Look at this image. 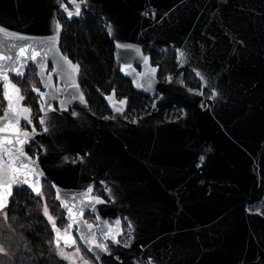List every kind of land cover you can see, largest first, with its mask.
<instances>
[{
    "label": "water",
    "instance_id": "obj_1",
    "mask_svg": "<svg viewBox=\"0 0 264 264\" xmlns=\"http://www.w3.org/2000/svg\"><path fill=\"white\" fill-rule=\"evenodd\" d=\"M62 4L64 0H0V28L30 38L2 37L4 51L10 50L15 58L18 48L12 45L34 44L44 56L52 47L42 61L43 70L36 62L24 61V76L33 66L43 87L47 81L51 85L39 93L54 89V77L59 89L58 111L52 110L49 95L39 102L44 108L40 119L46 123L40 124L42 132H30L24 149L34 144L41 150L34 160L43 175L32 180L41 188L44 178L53 187L68 222L62 235L71 234L76 226L80 242L97 264H264V212L249 211L264 202V0L80 3V10L85 8L107 24L121 75L129 78L135 91L157 96L151 112L134 122L123 118L126 103L117 102L113 92L104 100L114 115L100 118L84 94L85 102L79 99L80 85L79 91L70 86L73 81L79 84L81 67L68 58L79 66L74 73L62 59L63 28L57 18ZM51 37L58 42L52 45ZM146 44L157 52L175 50L177 67L171 79L157 78L158 69L143 52ZM3 63L8 66L12 61ZM186 70L200 89L185 86ZM5 72L14 85L12 76L24 78L7 67ZM8 81L0 78L6 105L0 118L7 111ZM204 92L211 96L206 98ZM173 107L182 115L169 120ZM96 182L107 200L82 195ZM16 188L13 185L12 193ZM90 198L104 202L93 199L89 205ZM62 201L73 209L75 222ZM86 212L98 222L91 232L84 221ZM120 217L128 228L132 226L129 247L105 236L117 229L121 234ZM81 233L95 237L98 233L111 254L88 251L90 245Z\"/></svg>",
    "mask_w": 264,
    "mask_h": 264
},
{
    "label": "trees",
    "instance_id": "obj_2",
    "mask_svg": "<svg viewBox=\"0 0 264 264\" xmlns=\"http://www.w3.org/2000/svg\"><path fill=\"white\" fill-rule=\"evenodd\" d=\"M60 48L65 56L80 65L79 82L96 112L105 109L100 94L109 93L112 89L118 96L129 99L130 114L146 110L150 99L135 92L130 82L119 74L113 55L114 45L100 17L86 11L80 18L66 20ZM146 52L151 54L152 62L159 65L162 77L175 71L173 49L159 54L147 47ZM31 77L36 81L34 70L28 71L23 80ZM186 81L198 85L190 72H187ZM46 191L51 194L50 190ZM98 191H102L101 188L98 187ZM50 198L52 205L56 206L52 196ZM36 202L37 198L24 189L15 193L7 212L8 226H0V244L6 250L0 254V264H5V261L7 264H65L54 252L47 223Z\"/></svg>",
    "mask_w": 264,
    "mask_h": 264
},
{
    "label": "snow or ice",
    "instance_id": "obj_3",
    "mask_svg": "<svg viewBox=\"0 0 264 264\" xmlns=\"http://www.w3.org/2000/svg\"><path fill=\"white\" fill-rule=\"evenodd\" d=\"M84 0H71V3L75 7V12L68 11L65 5H61L64 8L65 12H67L68 18L71 19L73 15H80V3H83ZM57 31L60 30L61 26L59 23L56 25ZM2 37H7L8 39H16V40H28L30 38L21 36L17 33H10L5 28H0V78L8 81V75L5 72V68L7 67L9 71L15 72L16 75L23 77L24 72L23 69L26 67L24 61L31 60L36 62L37 65L43 70L44 65L42 63L43 59L47 56V52L52 50V47L49 46L46 50H44V56H40V51H38L37 46L34 44H22V45H12V48H18V54L15 58L10 55V50L4 51L3 48L5 46V41ZM52 42V45L57 43L56 37L49 38ZM118 47L128 48L129 45H117ZM29 50H31V54L29 55ZM180 55H183L181 53ZM40 56V60H37V57ZM62 59L70 66L74 73H78L79 66L72 64L71 60L66 56H62ZM5 60L12 61L11 65L6 66L3 62ZM19 63V67H16V64ZM145 63H147V58H145ZM156 71L155 68L151 69L152 74ZM197 76H200L201 79H204L200 72L196 73ZM171 79V78H169ZM43 82V81H42ZM46 87H50V83L45 82ZM71 87H75L79 91V84L72 82ZM138 87H142L143 85H137ZM150 86V85H149ZM11 88L12 92L8 89ZM5 99L8 101L7 111L4 114V117L0 118V210H3L6 207L7 197L12 195L13 185H16L19 188H23V185H28L29 188L32 189L37 195L42 196L41 188L38 186L39 181L33 182L32 177L42 176L43 173L40 172L39 166L36 160L29 157L25 152L24 146L30 141L32 138V133L25 130V128L20 127V119L23 118L27 121V124H32V120L30 118L31 109L28 107H23L19 104V101H22L24 97L20 94V89L11 84L10 81L5 84ZM33 91L39 93V89L33 87ZM59 91V89L57 90ZM189 91H192L189 89ZM202 94V93H201ZM41 99H44L48 94L39 93ZM114 95V91H113ZM75 98V97H74ZM79 99L81 102H85L84 95L82 92L79 93ZM111 100V97H108ZM15 100V103H14ZM47 103V101H45ZM121 104L126 103V100L120 101ZM63 104V101L61 102ZM50 107V105H49ZM54 110V109H52ZM122 109L117 108L116 111L119 112ZM41 111H44V108H41ZM73 115H76L74 112ZM46 121L44 118L40 119V124L45 125ZM44 131L47 132L48 128L45 127ZM32 132H35V128L33 127ZM8 133V135H5ZM6 158V159H5ZM203 160V157H201ZM55 187V185H54ZM93 191L92 188H88L86 193H83V196H88L89 193ZM57 199H60L59 193L57 194ZM75 199V197H73ZM95 200V203H103L104 201L99 198H90L88 203L89 205L92 203V200ZM83 203V201H82ZM63 207L67 209L69 219L75 222V218L73 216V209L68 206L67 203L62 201ZM44 215L48 218V220L52 223L53 231L56 233L54 238L55 246L57 250V255L60 256L64 260H69L72 258V254H68L64 251L63 248L60 247V240L63 239L65 246L71 247L76 244L75 240L72 239L70 234L61 235V230L56 227L55 219L49 214L47 205L44 206L43 209ZM82 215V212L80 213ZM5 218L7 215L5 214ZM119 225V221L116 222ZM72 225L69 224V228ZM92 225H88V229L91 232ZM129 230L131 232L132 226L129 225ZM120 230H116V234L111 232L105 233L106 238H110L114 243L119 244L120 241L116 239V235L119 234ZM81 239L88 242L90 247L88 251H94L95 249H100L103 252L111 254V251L106 243L97 242L95 234L92 233L90 236L81 233ZM130 241L124 244V247H129ZM5 250L3 247H0V253H4ZM74 255L79 256L80 260L83 261V264H89V261L85 259L83 256H80V248L78 246L75 247ZM99 257H97L98 259ZM75 264V261H73Z\"/></svg>",
    "mask_w": 264,
    "mask_h": 264
},
{
    "label": "flooded vegetation",
    "instance_id": "obj_4",
    "mask_svg": "<svg viewBox=\"0 0 264 264\" xmlns=\"http://www.w3.org/2000/svg\"><path fill=\"white\" fill-rule=\"evenodd\" d=\"M64 2H65V6L67 7V9H68V11H72V12H75V7H74V5H72L68 0H64ZM77 2H79V0H77ZM87 10L85 9V8H82L81 10H80V15L79 16H76V15H73L72 16V18L71 19H69L68 18V15H67V12H65V10H64V8H63V10H59L58 11V15H57V18H58V20H59V22H60V24H61V26H62V28H63V24H64V22L67 20H73V19H76V18H80L83 14H84V12H86ZM88 12V11H87ZM90 13V12H89ZM104 23V22H103ZM105 25H106V29H107V24L106 23H104ZM63 33V32H62ZM62 35V34H61ZM61 40V39H60ZM147 47H149L147 44L143 47V52H144V54L145 55H148L149 57H150V59H151V65L153 66V67H156L157 69H158V75H157V78L159 79V80H161V81H166L167 80V78H171L172 77V75L175 73V71H176V64H175V50H174V64H175V71L174 72H172V73H167L164 77H162L161 76V73H160V67H159V65H157V64H154L153 62H152V58H151V54L150 53H148V52H146V48ZM150 48V47H149ZM170 47H168L167 49H169ZM151 49V48H150ZM167 49H163L162 51H160V52H157V51H155L154 49H152V50H154L156 53H159V54H162V53H164ZM172 49V48H171ZM67 57V56H66ZM70 59V58H69ZM116 63V62H115ZM117 64V63H116ZM118 65V64H117ZM135 68H137L139 71H140V69H141V67L138 65V64H136L135 65ZM51 69H52V67H51V65H49V68H48V71H47V74H48V72L49 71H51ZM31 70H34L35 71V77H36V81L34 82V83H32V84H30V83H27V84H23L24 83V78H25V76L27 75V73H28V71H31ZM118 72H119V74L121 75V73H120V71H119V65H118ZM187 72H190V73H192L191 71H189V70H186V72H185V76H184V84H185V86L186 87H188V88H192V89H200V84H199V82L197 81V83H198V85H191L189 82H187L186 81V75H187ZM193 74V73H192ZM26 75L24 76V78H19V77H11V79H12V81L21 89V92H22V95H23V97H24V99H23V101H22V106L23 107H28V108H30L31 109V113H30V118H31V120H32V124H27V121L25 120V119H23V118H21L20 119V127L21 128H25V125H26V128H25V130H27V131H29V132H32V129H33V127L35 128V131L36 132H42V128H41V126H40V123H39V119H40V117L42 116V112H41V108H40V101H41V98H40V96H39V94L37 93V92H35V91H33V87H35V88H38L39 89V92H44L45 90H47L46 88H48V87H43V85H42V83H41V81L37 78V73H36V69L33 67V66H29L28 67V69H27V72H26ZM80 75H81V72H80ZM122 76V75H121ZM194 76V75H193ZM124 79H127L129 82H130V85L132 86V84H131V81L129 80V78H127V77H124V76H122ZM20 79V80H17V79ZM79 79H80V76H79V78H78V82H79ZM196 79V78H195ZM48 82V81H47ZM79 85H80V87H81V84H80V82H79ZM24 88H26L27 90H25ZM53 88L54 89H52L49 93H48V95H49V98H50V103H51V105H52V107H53V109L54 110H56V111H58V102H57V100H58V85H57V79H56V77H54L53 78ZM132 89H133V87H132ZM81 90H82V92H83V94L85 95V98H86V100H87V102H88V99H87V96H86V94H85V92H84V90L82 89V87H81ZM134 90V89H133ZM114 91V94H115V98L117 99V102H120V101H122V100H126V108H125V110H124V112H123V118L125 119V120H128V121H130V122H134V120L136 119V118H138V117H140V116H143V115H146V114H148V113H150L151 112V109H152V106H153V104H154V102H155V99L157 98V96H155V97H151V96H149V95H145V94H142V93H139V92H137V91H135V92H137V93H139V94H142V95H144V96H147L148 98H147V100H149V105H148V107H146V110L145 111H143V112H141V113H136V114H134V115H132V114H130V110H129V99L127 98V97H124V96H118V94L116 93V91H115V89H112L109 93H101L100 94V97H101V99H102V102H103V104H104V107H105V109H104V111H102V112H96L92 107H91V105H90V103L88 102V105H89V108H90V110L91 111H93L97 116H99L100 118H103V117H113V112H112V110L108 107V105H107V103L105 102V100H104V97L105 96H108V95H110L112 92ZM0 92H1V100H2V103H3V107H2V109L0 110V117L3 115V111H4V109H5V101H4V99H3V95H2V89H1V87H0ZM203 95L206 97V98H208V97H210L211 96V93L210 92H204L203 93ZM60 96V98H62L63 96L62 95H59ZM41 104H43V102L41 101ZM172 112H174V115H172ZM181 111H180V109L179 108H177V107H173V108H171V110L169 111V115H168V119L169 120H174V119H176V118H180L181 117ZM25 152L27 153V155L29 156V157H32V159H35V157H37L40 153H41V150L36 146V145H34V144H31V145H29V146H27L26 147V149H25ZM6 159V158H5ZM70 159H71V161L72 162H74L75 160H76V156L74 155V154H72L71 156H70ZM40 185H41V191H42V194L44 195L46 192V190L48 189V190H50L51 191V194H50V197L52 196V199H54V203H56V204H54V205H56V206H53V205H51V207H52V209H49L48 211H49V214H51V215H53V218L55 219V224H56V227L57 228H59L60 230H61V235H62V233H63V231L65 230V228L67 227V225H68V222L66 221V219H65V214H64V211L62 210V208H61V206H60V204L58 203V201L56 200V198H55V192H54V189H53V187L51 186V184L47 181V180H45L44 178L43 179H41V182H40ZM98 187L99 188H101V186L99 185V183H95V186H94V188H93V191L91 192V196L92 197H100V198H104L105 200H107V198H105V195H104V192H103V190H102V188H101V190L102 191H98ZM21 188H16L14 191H13V193H12V195H11V197L9 198V203H8V205L3 209V210H0V212H2V211H7L8 212V210H9V206H10V203H11V201H12V199H13V197L15 196V193L17 192V190H20ZM22 189H24L25 191H27L28 193H29V195H31V196H33V197H36L37 198V202H40V200L42 199V197H43V195L42 196H40V195H37L36 193H34L33 191H31L28 187H26V186H24ZM264 204V202L262 203V204H254L253 206H255V205H263ZM253 206H251V207H253ZM251 207H249V208H251ZM260 207H262V206H260ZM263 210V212H264V208L262 209ZM263 212H261V213H263ZM42 216H43V219L45 220V222L47 223V226H48V229H49V234H50V240H51V242H52V244H53V248H56V246H55V240H54V238H55V236H56V233L53 231V228H52V223L51 222H49L48 221V219L46 218V216L42 213ZM120 219H121V230H122V232H121V234H119V235H117V238H118V240L120 241V243L121 244H125L126 242H129L130 241V238H129V235H128V230H129V228H128V225H127V223H126V221L122 218V217H120ZM84 221L87 223V224H91V225H97L98 224V222H97V219L93 216V215H91L89 212H86L85 213V215H84ZM108 223H109V225H111V226H113L114 225V223L110 220V219H108ZM71 237H72V239H74L75 240V242H76V244L75 245H73V246H71V247H74V246H76V245H82V243L80 242V239H79V236L77 235V227L75 226L74 228H73V230L71 231ZM63 236V235H62ZM129 239V240H126V241H124V239ZM96 240L98 241V242H100V243H105L103 240H102V238L100 237V235L97 233V235H96ZM60 246H63V247H65V248H71V247H68V246H65V244H64V242L62 241V240H60ZM82 247H84L83 245H82ZM85 249V248H84ZM85 251H86V249H85ZM86 253L88 254V257L93 261V263L94 264H97L96 263V261H95V259L93 258V256H91L87 251H86ZM142 264H143V262H142Z\"/></svg>",
    "mask_w": 264,
    "mask_h": 264
},
{
    "label": "rangeland",
    "instance_id": "obj_5",
    "mask_svg": "<svg viewBox=\"0 0 264 264\" xmlns=\"http://www.w3.org/2000/svg\"><path fill=\"white\" fill-rule=\"evenodd\" d=\"M30 80V81H29ZM35 81H33L32 80V77L31 78H29L28 80H24V83L23 84H27V83H30V84H32V83H34ZM25 90H27L26 88H24ZM2 107H3V103H2V100H1V92H0V110L2 109ZM46 193L43 195V197H42V199L40 200V202H36L37 203V207L38 208H40V211H41V213H43L44 214V212H43V209H44V206L45 205H47V208H48V210L49 209H52V207H51V205L53 204L52 203V201L50 200L51 198H50V195H49V192L48 191H45ZM260 206H262V207H260ZM264 208V204L263 205H255V206H253V207H251V208H249V211H252V212H259V213H261V212H263V209ZM5 214L7 215V211H2V212H0V226H5V225H7V222H8V216H7V218H5ZM51 215V214H50ZM52 217H53V215H51ZM47 218V217H46ZM48 219V218H47ZM49 221V220H48ZM50 222V221H49ZM8 226V225H7ZM126 240H129V239H124V241H126ZM76 246H78L79 248H80V256H83L85 259H87L88 261H89V264H94L93 263V261L88 257V254L86 253V251H85V249H84V247H82V245H76ZM76 246H74V247H71V248H65V247H63V246H60L61 248H63L64 249V251L66 252V253H68V254H72V258L71 259H69V260H64V259H62L60 256H58L57 255V250H56V248H54V252L56 253V255L58 256V258L60 259V260H62V261H64L65 262V264H73V261H75V264H83V261L82 260H80V258H79V256H77V255H74V253H75V247ZM0 247H3V249L5 250V248H4V246L3 245H1L0 244ZM4 253H6V250H5V252ZM1 254V253H0ZM6 260V259H5ZM6 263L5 264H7V261H5Z\"/></svg>",
    "mask_w": 264,
    "mask_h": 264
}]
</instances>
